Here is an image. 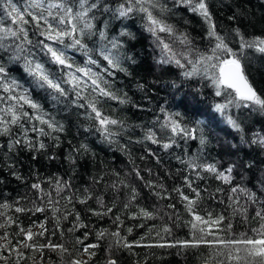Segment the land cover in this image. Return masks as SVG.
<instances>
[{
  "label": "snow or ice",
  "instance_id": "6c2138e0",
  "mask_svg": "<svg viewBox=\"0 0 264 264\" xmlns=\"http://www.w3.org/2000/svg\"><path fill=\"white\" fill-rule=\"evenodd\" d=\"M172 7L185 8L188 12L201 17L207 25L206 47H197L186 32H180L174 25L168 23L165 17L172 8H169L163 0H119L114 6L108 0H22V2L21 0H0V136H12L13 127L20 129L18 136L9 140L8 150L12 151L17 145L23 143L28 149L39 151L46 147L45 144L40 140L33 143L28 135L29 132L36 133L37 137L48 136L58 141L59 137L52 136V133L64 130L63 124L32 98V89L44 91L57 104L83 109L85 118L95 121V131L100 134L103 141L109 144L118 143L117 138L128 130L129 126L124 120L105 114L98 105L108 100L116 101L121 105L130 102L126 93L118 95L112 90L108 77L114 78L116 72L129 74L127 68L123 66L125 60L135 63V60L123 51L124 44L120 40V36L131 34L122 30L118 36L110 37L107 21H104L102 27L97 28V13L110 14L115 19H128L134 15H140L144 21V30L153 37L156 47L160 50L158 63L174 64L182 70L181 75L186 80L207 81L214 95L222 97L220 102L213 104V111L239 134L241 144L248 147L257 146L264 150V133L255 131L252 132L250 139L247 138L241 119L242 110H247L248 114L264 115V96L253 87L246 73L247 64L252 56L256 54L264 56V36L249 37L239 27L221 34L217 31L208 0H172ZM229 19L235 20L236 17L231 16ZM92 37H96V40L90 47L86 39L90 40ZM175 44H179L181 49L177 50L174 47ZM76 54L84 57L83 63H77ZM10 65H19L22 68L26 77L30 78L26 81L29 84L28 87L11 75ZM140 87L142 88L143 85ZM27 109H31V112ZM160 112L163 114V121L161 122L158 116L156 122L160 123L162 129H167L171 133L168 142L162 143L152 129L146 131L145 141L161 144L165 150L176 144V137L185 140L199 139L201 146L206 144V137L200 128L203 121H196L192 127H189L183 123L181 113L169 112L163 106ZM26 124H30L31 127H26ZM88 130L85 129V131ZM80 148L84 152L88 151L87 145L81 144ZM150 155L156 154L150 153ZM176 159L189 170V176L183 178V186L174 187L172 192L179 197L180 203L183 204L184 210L191 219L181 221L174 203L162 206L155 212L137 206L138 211L129 218L152 220L158 218V213L164 208L172 209V212H165L168 219L172 221V225L165 224L162 231L171 235L173 227L187 226L190 229L191 239L142 245L141 241L144 237H141L140 240L130 242L119 231L124 221L120 215H115L112 217L113 224L117 226L115 231L99 229L95 232L97 241L106 237L112 238L107 248L109 255L105 264H118V259L111 254L113 249L131 250L134 246L187 249L198 248L201 245L212 249V257L218 258L216 264H264V181H261L259 192L240 184L229 189L227 207L232 210V216L238 215L243 223L249 224L247 230L235 233L232 231L231 222L221 227L225 219H229L223 213L213 215L212 211H206V215L200 214L201 192L206 189L201 190L198 186H194L190 175L195 173L197 179L203 180L207 177L202 173H208L224 184L231 185L234 179L232 173L236 165L232 164L221 170L215 163L198 162L196 157L187 160H182L180 157ZM157 162L159 163V160ZM72 163L75 161L72 160ZM253 163L249 162L247 167H252ZM133 172L137 179L144 180L138 167L134 166ZM13 175L21 179L16 173ZM116 175L118 176L119 173ZM48 182L55 185V197L66 200L68 204L73 203L74 200L85 204L93 198L87 188L84 189L85 195L82 197L76 192L63 196L62 193L65 190L72 188L70 181L57 178L55 181L49 179ZM95 182L99 183V181ZM121 186L129 190L127 200L123 203V209L127 210L140 197V192L125 180H119L110 185L115 192H119ZM144 186L158 200L173 199L164 184L159 182V178L157 181H145ZM31 188L41 194L39 199L47 198L53 216L60 212V208L57 207L60 200L55 199L52 192H46L40 182L33 183ZM185 188L188 189L187 192L184 191ZM217 192H223V190L218 188ZM242 198L243 203H241ZM96 202L100 206L99 210L88 209V211L101 218L109 216L116 206L113 202L109 207L102 196H97ZM31 203L33 208H25L18 206L19 199L13 204L5 201L0 203V209L14 208L16 213L32 212L33 214L46 211V208L36 206L35 201ZM220 203H224V200H220ZM250 207L253 211L251 219L257 222L256 226H251L249 223ZM68 215L74 216L73 226L68 229L70 233L89 227L81 221L80 214L74 207L63 216V219H67ZM0 218H2L0 229L4 230L0 234V240L6 241L0 244V260L5 264L9 256L4 255L3 252L14 251L18 257H23L24 253L20 250V246L41 253L45 248L59 251L62 259L65 254L72 257L68 264H89L96 256L93 249L100 246L98 243H86L89 233L84 231L81 237L76 238L75 244L81 246L78 250L80 256H87L88 259L75 258L72 250L63 243L54 244L51 240L47 243L36 242V238L43 237L47 231L44 223L38 225L40 232L33 233L31 227L25 230L5 211H0ZM56 222L59 226V218ZM14 224L19 229L16 235L23 237L17 241V246L12 245L11 240L8 239L7 229ZM139 227L144 225L140 224ZM152 230L153 228L150 227L149 233ZM132 231L131 227L127 228L129 234ZM157 236H160L159 232ZM160 239L163 240V237ZM16 264H19V260ZM204 264H211V260L206 259Z\"/></svg>",
  "mask_w": 264,
  "mask_h": 264
},
{
  "label": "trees",
  "instance_id": "16d2710c",
  "mask_svg": "<svg viewBox=\"0 0 264 264\" xmlns=\"http://www.w3.org/2000/svg\"><path fill=\"white\" fill-rule=\"evenodd\" d=\"M108 2L114 6L119 0H108ZM163 2L172 8V11L165 17L168 23L174 25L178 31L186 32L197 47H206L208 44L207 25L201 17L188 12L185 8H173L172 0H163ZM208 5L217 31L221 34L239 27L249 37L264 36V0H208ZM97 15V28L102 27L104 21H107L110 37L118 36L122 30L131 34L120 36V40L124 44L123 51L131 56L135 63L125 60L123 66L127 68L129 74L116 72L114 78L108 77L112 90L118 95L126 93L130 102L121 105L116 101L108 100L98 105L105 114L124 120L129 126L128 130L117 138L118 143L109 144L103 141L100 134L95 131V121L85 118L83 109L57 104L44 91L32 89V98L37 100L46 112L55 116V119L63 124L64 130L52 133V136L59 137L58 141L48 136L37 137L36 133L29 132L28 135L33 143L40 140L45 144L46 147L39 151L30 150L23 143L17 145L12 151L8 150L9 140L15 139L20 132L17 127L12 128V136H0V146H2L0 147V203L7 201L13 204L19 199L18 206L33 208L31 201H35L36 206L44 207L46 211L35 212V214L32 212L16 213L14 208L0 209V211H5L7 215L12 216L24 229L35 223H44L47 231L43 237H37L36 242L47 243L51 240L54 244L63 243L72 250L75 258H81L78 251L81 246L75 244V240L87 231L89 236L86 243L100 245L93 249L96 256L89 264H105L109 255L107 248L112 238L106 237L97 241L95 232L99 229L115 231L117 226L112 222V217L115 215H120L124 221L119 231L130 242L140 240L141 237H144L141 241L142 245L172 242L176 239H191L190 229L187 226L173 227L171 235L162 231L165 224L172 225V221L165 215V212H172V209L164 208L158 213V218L152 220L130 219L129 217L138 211L137 206L155 212L162 206L174 203L181 221L190 220L191 217L184 210L183 204L180 203L179 197L172 192V189L183 186V178L189 176V170L176 157L182 160L196 157L198 162L215 163L221 170L229 165H236L233 169L234 179L231 185L224 184L208 173H202L207 177L203 180L197 179L195 173H191L190 179L194 181V186H198L201 190L206 189L201 192L200 214L206 215V211H212L213 215L223 213L229 219H225L221 227L231 222L233 232L239 233L247 230L249 224L243 223L238 215L232 216V210L227 207V195L229 189L237 184L259 192L261 181H264V150L257 146L248 147L241 144L239 134L230 128L218 113L213 111V104L220 102L222 97L214 95L207 81L186 80L181 75L182 70L174 64L158 63L160 50L156 47L153 37L144 30V21L140 15H134L128 19H115L110 14L97 13ZM231 16H235L236 19L230 20ZM95 40L96 37H92L90 40L86 39V42L91 47ZM174 47L177 50L181 49L179 44H175ZM75 59L77 63L84 61V57L79 54H76ZM10 68L12 69L11 75L28 87L29 84L26 81L30 78L26 77L22 68L19 65H10ZM246 73L253 87L264 96V56L259 54L252 56L247 64ZM140 85L143 87L141 88ZM162 106L169 112L181 113L183 123L189 127H192L196 121H203L200 128L206 137V144L201 146L199 139L185 140L176 137V144L165 150L161 144L145 141L146 131L152 129L162 143L168 142L171 133L167 129H162L160 123L156 122L158 116L160 121H163L164 117L160 112ZM27 110L31 112V109ZM241 119L247 138L250 139L252 132L255 131L264 133V115L248 114L247 110H242ZM26 127H31V125L26 124ZM86 128L89 130L85 131ZM116 130L119 131V129ZM81 144L87 145V152L80 148ZM150 153L156 155L152 156ZM72 160L75 163H72ZM249 162H254L252 167H247ZM134 166L141 170L144 180L135 177ZM13 173L18 174L21 179H17ZM116 173L119 175L117 176ZM57 178L70 181L72 185L71 189L62 193L63 196L76 192L82 197L85 195L84 189L87 188L93 198L85 204L77 203L75 200L68 204L66 200L55 197V185L48 181L49 179L55 181ZM158 178L159 182L163 183L171 193L172 200H158L144 186L145 181H157ZM119 180H125L140 192V197L127 210L123 209V203L127 200L129 190L121 186V190L115 192L110 187ZM37 182L41 183V187L46 192H52L55 199L60 200L57 205L60 212L56 216H53L47 198L39 199L41 194L31 188V185ZM218 188L223 192H217ZM184 191L187 192L188 189L185 188ZM97 196H102L109 207L115 202L116 206L109 216L101 218L88 211V209L99 210L100 206L96 202ZM220 200H224V203H220ZM243 202L242 198L241 203ZM73 207L76 212H79L81 221L89 227L70 233L68 229L73 226L74 216L68 215L67 219H63V216L67 215ZM252 215L253 211L250 207L249 223L251 226H256L257 222L251 219ZM58 218L59 226L56 222ZM140 224L144 227H139ZM129 227L133 229L131 234L127 232ZM150 227L153 228L151 233L148 231ZM7 231L9 232L8 239L11 240L12 245L16 246L17 241L21 240L16 235L19 231L16 224ZM157 232L160 236H157ZM221 234L226 235V233ZM160 237H163V240ZM20 250L24 253L22 258L18 257L14 251L4 252V255L9 256L7 264H16L17 260L19 264H68L69 259L72 258L65 254L62 259L59 251L45 248L42 253L39 251L37 255H34L33 257L39 256V258L31 262L28 256L30 249L20 246ZM211 253L212 249L201 245L198 248L187 249L134 246L131 250L113 249L111 254L118 259V264H204L206 259L211 260V264H216L218 258L212 257ZM87 259L88 257L85 260ZM0 264H5V262L0 260Z\"/></svg>",
  "mask_w": 264,
  "mask_h": 264
},
{
  "label": "rangeland",
  "instance_id": "374dc122",
  "mask_svg": "<svg viewBox=\"0 0 264 264\" xmlns=\"http://www.w3.org/2000/svg\"><path fill=\"white\" fill-rule=\"evenodd\" d=\"M39 224L35 223V225H32L30 226L31 227V230L33 231V233H37L39 232L41 229L38 227ZM29 227H27L25 230H27ZM0 234H2V229H0ZM20 239H23L22 235L21 236H18ZM18 240V239H16ZM6 243V241H3V240H0V244H4ZM17 246V245H16ZM9 252V251H7ZM37 253H39V251H34L32 249H30V251L28 252V256H29V260L32 262L34 261L36 258H39V256L37 257H33L34 255H37ZM4 254V252H3ZM82 259H86L87 256H83L81 257Z\"/></svg>",
  "mask_w": 264,
  "mask_h": 264
}]
</instances>
